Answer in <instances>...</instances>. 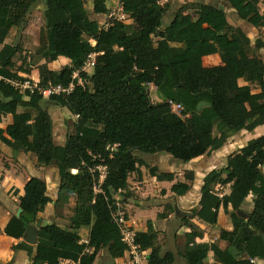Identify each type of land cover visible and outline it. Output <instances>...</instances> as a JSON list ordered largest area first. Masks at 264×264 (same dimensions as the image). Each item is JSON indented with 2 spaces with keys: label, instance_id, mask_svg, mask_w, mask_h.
<instances>
[{
  "label": "trees",
  "instance_id": "trees-1",
  "mask_svg": "<svg viewBox=\"0 0 264 264\" xmlns=\"http://www.w3.org/2000/svg\"><path fill=\"white\" fill-rule=\"evenodd\" d=\"M211 1V5H184L163 26L166 6L160 0H121L130 23L116 21L103 31L87 17L84 0H0V76L18 78L14 59L19 47L10 45L9 39L39 5L43 11L37 58L28 67L37 66L41 86L66 85L90 53L98 54L86 88L50 99L78 116L74 133L63 145L54 142L53 120L40 106L42 99L22 95L0 82V124L5 116L12 117L10 125L0 127V143L15 155L32 154L38 168L55 167L59 177L55 209L76 196L70 229L90 227L85 245L78 234L46 224L38 230L36 246L18 242L12 252H26L29 264H59L60 260L95 264L102 250L113 261L123 258L126 247L111 216L114 195L127 192L129 176L138 174L142 166L156 181L175 180L173 173L148 167L138 154L165 153L186 164L220 150L239 132L250 133L264 125V61L257 55L264 43L250 40L241 28L230 25L224 11L232 9L242 22L261 28L264 15L259 2ZM108 12L109 0H93L94 14ZM212 55H218L221 64L204 67L203 58ZM58 58L69 60L71 66L62 72L50 71L47 64ZM21 71L28 74L25 67ZM149 85L156 89L155 104L147 94ZM167 100L183 107L184 118L171 112ZM200 103L206 106L197 113ZM99 167L106 169L101 184ZM263 168L264 135L229 155L222 169L204 176L198 209L180 218L188 230L182 254L185 264H251L253 259L264 264ZM184 178L191 183L193 172L187 171ZM217 186H228L229 193H216ZM190 189L189 183L175 182L170 191L181 197ZM23 192L18 198L21 213L0 230L17 241L52 203L46 183L38 178H30ZM250 197L252 209L242 218L238 213ZM221 214L230 227L219 235L226 248L198 242L204 232L192 220L212 227L218 225ZM135 240L142 252L149 253L147 264H175L173 253H161L150 222L145 232H136Z\"/></svg>",
  "mask_w": 264,
  "mask_h": 264
},
{
  "label": "rangeland",
  "instance_id": "rangeland-1",
  "mask_svg": "<svg viewBox=\"0 0 264 264\" xmlns=\"http://www.w3.org/2000/svg\"><path fill=\"white\" fill-rule=\"evenodd\" d=\"M191 1L192 0H160V2H162V6L163 7L166 6V15H165V20L163 22V26H166L171 21L176 11L180 9L181 7H183L184 4L190 5V3H193ZM258 2H259L258 4L259 11L260 13L263 14L264 13V0H258ZM192 11H193L192 9L189 10V13H192ZM90 17L95 18L92 15H90ZM228 17H229L228 18L229 22L232 25H235L237 23V22L235 23L234 20H232L230 16ZM125 22L127 23L128 20H125ZM41 25H42L41 15H37V17L35 16V18L34 17L31 18L29 16L27 23L23 26V28L16 29L17 31L16 36L9 39L10 45L14 44L19 47V52L14 59V63H15L14 71L22 72L21 70L25 67V69L28 71L27 75L29 77L32 76V71H34L35 69V68L33 69V67H28V65L31 64V61L37 58L35 53L38 47V35H39V30H40ZM240 25H242L244 29L246 28L245 30L242 29L246 35L248 34L254 37L253 41L256 39L258 40L260 39L261 41L262 39L264 40V27L261 28L260 30L253 29L255 32L252 34L250 33L252 30L250 28L251 26L249 27L245 23L244 24L240 23ZM65 68L66 67H64L63 65H60L58 66V71H63ZM147 94L150 97V100L152 103L155 104L158 102L156 89L153 86L147 87ZM19 111H22V110L19 109ZM65 115H67L68 120L64 117L62 112H59V114L57 115L59 116L57 120L55 119L53 120V136L55 140L60 135H63V137L67 139L68 136L74 133V128H75L74 120L68 114H65ZM62 121L63 123L65 122L64 132L61 129ZM246 135L247 136H244L243 134V137L242 136L240 137L239 135H237L235 137L232 136L231 138H229L226 144L228 147L227 148L228 150L223 152V154H221L222 152L220 154L216 152L215 153L212 152L209 156H203L202 158L195 160L189 164H186L185 166L183 165L181 168H178L177 165L176 166L172 165V162H166V161L162 162L159 159H155V161H157L159 165L160 164L162 165L164 162H166V164H164L165 165L164 169L174 170V172L180 176L182 174V177L180 176H178L179 178L177 177V180H176L177 182L181 181V182L191 184V190L188 192L187 200H186L189 203L186 209L187 212L191 213V211L198 208V201H199L198 198L201 194V187L203 184L202 180L204 176L212 170L222 169L226 164V158L229 155H231L233 151L239 150L240 148L245 146L248 140L251 139L252 135L250 134H246ZM55 143L60 144L59 142H57V140ZM20 154H23V153H20ZM11 155L13 157L11 159V162L5 161L4 159L0 162V174H5L4 169L7 168V170H10L11 166L13 164L14 165L16 164V156L18 154L15 155L11 151ZM24 155L29 157L31 160L34 159L33 161H36L35 157L32 154H24ZM3 157H7V155L4 154ZM137 157L140 158L143 162L149 163L150 164L148 165L149 167L152 166V163L154 161L152 157L139 155V154ZM187 170L188 172L192 171L194 174V180L191 183L186 181V179L184 178V174L187 172ZM145 171H146L145 172L146 175L150 176L148 173V169H146ZM263 171H264V168H263ZM10 192H12V190H10ZM215 192L220 195L228 194L229 188L228 186L226 187L217 186L215 188ZM165 194L166 192L164 191L163 196L162 195L159 196L158 191L156 189H154L153 187H146V186H145V189L140 192V196H138L137 194L135 195L133 193L130 194L131 196L129 199H131V202L136 201V199L138 201V199L140 200L141 198L140 201L143 203L142 206L149 208V210H145V214H143V215H146V218H141L142 219L141 227L136 228V230L138 231L140 229H146L148 225L147 223L150 222L152 224L153 229L155 230L154 231L155 234H157V246L161 250V253L163 254V253L171 252L176 256L175 264H185L184 260L182 259V254H183L184 246H185V238L183 234L184 229H181V226L183 224L180 220L181 217L176 218L174 209L172 207L170 208V206H164L163 202H160V201H164L161 199H164L162 197H164ZM13 197L18 199L16 197V192H13L12 194H7V195L3 193V195L0 196V204L4 206H10V208L12 209L11 211L12 216L17 214V208H18V203H19L18 200L15 202L13 200ZM119 199L121 201V202L119 201L121 211H123V213H127L126 216L130 215L128 211L125 210L126 209L125 206L122 204L124 203V200H123L124 197L119 195ZM162 206H164V208H162ZM248 210H249V207L246 204L241 213L248 212ZM157 211H160V212H157ZM72 215H73V207L71 205H68V203L67 205H64V206H58L57 209H55L54 219L51 222L60 224L62 227L67 228L69 225V220L72 217ZM147 219L150 221H148ZM192 222L195 225L196 224L199 225V223H197L198 220L193 219ZM227 225H228V218L224 214H221L220 222L218 225L212 226V227L203 225L202 227H205L203 228L204 229L203 232L205 233L206 236L203 235L202 241H204L205 239V241H208L209 243L212 242V243L217 244L222 250L225 249L227 246V243L219 240V235H220L221 230ZM202 241H198V242H202ZM96 264H114V261L108 256L107 251L102 250L96 258Z\"/></svg>",
  "mask_w": 264,
  "mask_h": 264
},
{
  "label": "crops",
  "instance_id": "crops-1",
  "mask_svg": "<svg viewBox=\"0 0 264 264\" xmlns=\"http://www.w3.org/2000/svg\"><path fill=\"white\" fill-rule=\"evenodd\" d=\"M120 1L121 0H109V12H108V14L111 11H113L114 8L120 7V4H121ZM191 2H193V3H190V5H199V4L211 5V4H213V1H211V0H192ZM159 4L162 6V2H159ZM184 5H186V4H184ZM84 8L86 10L87 17L89 18L90 21L96 22L98 25H101V24L106 22L108 14L107 15H97V14L93 13V0H84ZM42 11H43V6L42 5L37 6L36 9H34V11L32 12L31 18L32 17L35 18V16L37 17V15L42 16ZM224 11L227 15L228 22H229L228 16H230L232 18V20H234L235 23L237 22L235 25H232L229 22L230 25L237 27V28H241L243 30L246 29V28L244 29V27L242 25H240V23L244 24V22L239 20V18L236 16L235 12L232 9L226 8ZM260 14L264 15V13L263 14L260 13ZM90 15L94 16L95 18H91ZM126 19L127 18L125 17L124 21ZM164 20H165V18H164ZM164 20H163V22H164ZM128 22H127V24L130 23V22L129 23ZM247 26H249V25H247ZM263 27H261V28H263ZM250 28L252 29L250 32L252 34L255 32L254 31L255 29H258V30L261 29V28H254L252 26ZM247 37L250 40L254 39V37H252L251 35H248V34H247ZM262 42L264 43L263 39H262ZM257 55L264 61V49L258 50ZM202 63H203L204 67H215V66H219L221 64V61H220V58L218 55H212V56H207V57L203 58ZM40 64H42V63L40 62ZM60 65H63L64 67H70L71 62L65 58H58L56 61L47 64V68L52 72H62V71H58V66H60ZM33 69H34V71H32V76L30 78L38 81L39 76H38L37 66H34ZM17 73H18V76L29 77L25 73H22V72H17ZM239 84L244 85V83L241 81L239 82ZM45 110H47L49 112L52 120H54V119L57 120L59 118V116H57L59 114V112H62L64 117L67 120H68V117L65 114H68L69 116H71V118H73V116L69 113V111L66 108L61 107L56 102L48 105ZM73 120H74V118H73ZM11 123H12V117L10 115H7L4 118H2V123L0 124V126H1V128H5L6 126L10 125ZM64 124H65V122L63 123V121H62V128L61 129L63 130V132L65 130ZM243 134H244V136H247L246 134L252 135L250 140L256 139V138L264 135V125L256 128L253 132L248 133L245 131H241L238 134H236L235 136L239 135L240 137L241 136L243 137ZM53 139H54V136H53ZM56 140H57V142L60 143L58 145H63L66 141V138L63 137V135H60L59 137H57ZM56 140L54 139V142H56ZM250 140H248V141H250ZM226 144H227V142H226ZM226 144L220 150L215 151V152L218 154H220L222 152L221 154H223V152L228 150L227 149L228 147ZM9 150L10 149L8 147H4L3 144L0 143V162L3 159L5 161L11 162V159L13 157L11 155V151H9ZM235 151H237V150H235ZM235 151H233V152H235ZM4 154H6L7 157H3ZM149 157H152L154 160L151 167H156L158 169L159 173H173L175 175V180H174V182L156 181L155 178H152L151 176L146 175L145 170L147 168L142 166L139 168L138 174L135 173V174H132L129 176L127 192L126 193L120 192V193H117L116 195H114V199H117L118 201H120L119 195L124 197V199H123L124 203H122V204L125 206V208H126L125 210L128 211V213L130 215L126 216L127 213H123V211H121V209H120V211L125 215V218L129 222V224L132 226L135 233L146 231L147 228L146 229H140L138 231L136 230V228L141 227V220H142L141 218H146V215H143V214H145V210H149V208L142 206L143 203L140 201L141 198H140V200L138 199V201L136 199V201L131 202V199H129L131 196L130 194L133 193L135 195L137 194L138 196H140V192L145 189V186L146 187H153L154 189H156L158 191L159 196H161V195L163 196V193L165 191L166 194L164 197H162L164 199H161L164 201H160V202H163L164 206H170V208L172 207L174 209V213L176 215V218L183 217L182 215H178L176 213V211H180L182 213H189L186 211L188 204H189L186 201L188 192L184 196H181V197L176 196L173 193H171V191H170L171 187L175 182H177L176 181L177 177L180 175H177L174 172V170L164 169V166H165L164 164H166V162H172V165H174V166L177 165L178 168H181L183 165L185 166L186 164H189L195 160L200 159V158H198V159H195L193 161H190L189 163L182 164L178 161H175L174 159H172L170 157V155L165 154V153H159L156 155H151ZM155 159H159L162 162L163 161H166V162H164L162 165L161 164L159 165V163H157V161H155ZM33 160L34 159L31 160L29 157H27L24 154H18L16 156V164L15 165L13 164L11 166L10 170H7V168L4 169L5 174H0V196H2L3 193L7 195V194H12L13 192H16L17 198L22 197L24 194L23 188H24L26 182L30 178H38V179L44 181L46 183V187H47V193L46 194L52 200V203L48 204L45 207L44 212L42 214H40V220H42V226H43V225L52 223L51 221L54 219L55 201H56L57 192L59 189V177H58V171L55 167L38 168V167H36V161H33ZM145 164L150 165L149 163H145ZM179 164H181V165H179ZM180 177H182V174ZM179 182H181V181H179ZM10 190H12V192H10ZM171 194H173V195H171ZM199 198H200V196H199ZM199 198H198V200H199ZM251 199L252 198L250 197L245 202L247 204V206L249 207L248 212H250L252 209ZM13 200L16 202L18 199L13 197ZM123 200H122V202H123ZM69 202H68V205H71L74 208V205L76 202V196L72 195L69 198ZM164 206H162V208H164ZM11 211H12V209L10 208V206H4V205L0 204V230H3L5 228V226L7 225V223L9 222V220L11 219V217H12ZM17 212H18V208H17ZM157 212H160V211H157ZM148 221H150V220H148ZM197 223H199V225H197V224L196 225L199 228L201 227L200 229H202L204 231L203 228H205V227H202V226L205 224H202L199 221ZM55 224H57V223H55ZM57 225L63 230L78 234L81 238V242L88 241V237H89V233H90V227H82V228L77 229V230H72V229H70V225H68L67 228L62 227L60 224H57ZM151 226H152V224H151ZM224 228H226L228 230L230 229L229 226H225ZM181 229H184L183 234L188 232V230L186 228H184L183 226H181ZM203 235L206 236L205 233ZM21 241H22V239L17 241V240H14L12 238L6 237L4 234H0V264H29V259H28L26 252H24V251L12 252V250H11L12 246L16 245L18 242H21ZM202 242L209 243L208 241H205V239ZM148 254L149 253L144 254V259H143L141 264H147ZM209 258H210L209 262L212 263V259H211L212 255L211 254L209 255ZM125 259H126V256L124 255L123 258L114 260V264H124ZM95 264H96V261H95ZM254 264H263V263L256 260Z\"/></svg>",
  "mask_w": 264,
  "mask_h": 264
},
{
  "label": "built area",
  "instance_id": "built-area-1",
  "mask_svg": "<svg viewBox=\"0 0 264 264\" xmlns=\"http://www.w3.org/2000/svg\"><path fill=\"white\" fill-rule=\"evenodd\" d=\"M125 15L122 11V7L114 9L107 15L106 22L99 25L100 30L106 31L110 28L114 22H122L125 19ZM92 46H95V42L91 41ZM98 54L93 52L90 53L85 61L83 62L82 66L79 69L72 71L69 77V82L66 85L62 84H50L47 85H40L39 81H36L27 76H18L17 79H8L0 76V82H3L6 85H9L15 91L22 95H36L39 96L42 100H50L54 97H68L72 95L76 88H86L88 85V78L93 74L96 59ZM152 86V85H149ZM166 103L170 107V110L173 114L184 118L183 115V107L180 104H176L171 100H167ZM74 121L78 119V116H73ZM99 171V184L103 182L106 175V169L104 167L97 168ZM95 192H99V185L98 187L94 188ZM120 204L117 199H115V211L112 212L111 216L113 222L116 224L117 228L119 229L121 242L125 245V262L124 264H141L144 259V252L141 251L139 245L136 243L135 240V232L132 226L129 224L125 215L120 211ZM82 244H87L88 241L81 242ZM88 252V250H87ZM255 259L250 260L251 264L255 263ZM59 264H79V261H72V260H60Z\"/></svg>",
  "mask_w": 264,
  "mask_h": 264
},
{
  "label": "water",
  "instance_id": "water-1",
  "mask_svg": "<svg viewBox=\"0 0 264 264\" xmlns=\"http://www.w3.org/2000/svg\"><path fill=\"white\" fill-rule=\"evenodd\" d=\"M220 10H223L222 7H219ZM54 102L51 100H42L40 103V106L42 107L43 110L46 109V107L50 104H53ZM206 106V104L204 103H200L197 106V113L201 112V109ZM21 213V210L19 209L16 216H18ZM176 213L178 215H182L183 217H190L191 214L190 213H182L180 211H176ZM238 215L242 218H247L246 214L239 212ZM42 227V220H39V222L36 225H30L27 227L23 237H22V241L20 242L22 245L26 246V247H34L37 245L38 243V238H37V234H38V230Z\"/></svg>",
  "mask_w": 264,
  "mask_h": 264
}]
</instances>
